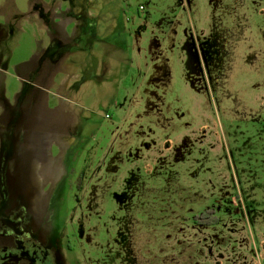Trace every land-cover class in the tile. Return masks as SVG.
Returning <instances> with one entry per match:
<instances>
[{"label":"rangeland","instance_id":"374dc122","mask_svg":"<svg viewBox=\"0 0 264 264\" xmlns=\"http://www.w3.org/2000/svg\"><path fill=\"white\" fill-rule=\"evenodd\" d=\"M27 181L63 264H264V0H0Z\"/></svg>","mask_w":264,"mask_h":264},{"label":"flooded vegetation","instance_id":"af4514ba","mask_svg":"<svg viewBox=\"0 0 264 264\" xmlns=\"http://www.w3.org/2000/svg\"><path fill=\"white\" fill-rule=\"evenodd\" d=\"M36 188V181L15 183L8 193L5 186H0V264L64 262L58 241L50 236L53 226L49 210L55 203L54 197L46 204L44 195L36 198Z\"/></svg>","mask_w":264,"mask_h":264},{"label":"trees","instance_id":"16d2710c","mask_svg":"<svg viewBox=\"0 0 264 264\" xmlns=\"http://www.w3.org/2000/svg\"><path fill=\"white\" fill-rule=\"evenodd\" d=\"M204 219H205V218H203V217H202V218H198V219L195 221L196 225H201V224H200V221H203ZM211 222H213L212 225L215 224L214 221H211ZM208 226H209V225H208Z\"/></svg>","mask_w":264,"mask_h":264},{"label":"built area","instance_id":"2783aa9c","mask_svg":"<svg viewBox=\"0 0 264 264\" xmlns=\"http://www.w3.org/2000/svg\"><path fill=\"white\" fill-rule=\"evenodd\" d=\"M140 13H145V7L144 6L140 7Z\"/></svg>","mask_w":264,"mask_h":264}]
</instances>
